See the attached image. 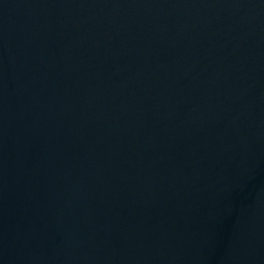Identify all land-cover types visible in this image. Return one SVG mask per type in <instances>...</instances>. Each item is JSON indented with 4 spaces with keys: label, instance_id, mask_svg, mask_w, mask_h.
Returning <instances> with one entry per match:
<instances>
[{
    "label": "water",
    "instance_id": "obj_1",
    "mask_svg": "<svg viewBox=\"0 0 264 264\" xmlns=\"http://www.w3.org/2000/svg\"><path fill=\"white\" fill-rule=\"evenodd\" d=\"M0 264H264V0H0Z\"/></svg>",
    "mask_w": 264,
    "mask_h": 264
}]
</instances>
